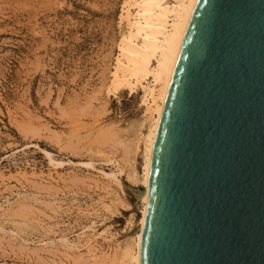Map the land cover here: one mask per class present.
Returning <instances> with one entry per match:
<instances>
[{
  "label": "rangeland",
  "instance_id": "374dc122",
  "mask_svg": "<svg viewBox=\"0 0 264 264\" xmlns=\"http://www.w3.org/2000/svg\"><path fill=\"white\" fill-rule=\"evenodd\" d=\"M126 2L0 0V264H115L139 230L143 93H106Z\"/></svg>",
  "mask_w": 264,
  "mask_h": 264
},
{
  "label": "water",
  "instance_id": "95a60500",
  "mask_svg": "<svg viewBox=\"0 0 264 264\" xmlns=\"http://www.w3.org/2000/svg\"><path fill=\"white\" fill-rule=\"evenodd\" d=\"M142 264H264V0H199L160 126Z\"/></svg>",
  "mask_w": 264,
  "mask_h": 264
},
{
  "label": "bare ground",
  "instance_id": "6f19581e",
  "mask_svg": "<svg viewBox=\"0 0 264 264\" xmlns=\"http://www.w3.org/2000/svg\"><path fill=\"white\" fill-rule=\"evenodd\" d=\"M198 1L127 0L122 8L120 21L126 23L127 32L118 44L119 55L106 93L110 97L115 96L116 92L137 93L141 90L146 114L133 151L127 153V156L132 153L133 156L141 155L143 160L142 173L135 166V158L133 163L132 160L127 161L130 164L128 178L132 182L131 187L142 205L139 230L125 246L117 249L113 259L115 264H142L141 246L148 215L157 138L171 81ZM111 164H116L118 170L123 171L119 161H112ZM103 175L117 181L115 174Z\"/></svg>",
  "mask_w": 264,
  "mask_h": 264
}]
</instances>
